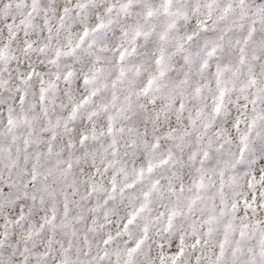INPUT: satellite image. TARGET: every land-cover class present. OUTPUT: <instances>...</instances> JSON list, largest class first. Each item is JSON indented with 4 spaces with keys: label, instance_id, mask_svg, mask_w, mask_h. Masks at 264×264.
I'll return each instance as SVG.
<instances>
[{
    "label": "snow or ice",
    "instance_id": "snow-or-ice-1",
    "mask_svg": "<svg viewBox=\"0 0 264 264\" xmlns=\"http://www.w3.org/2000/svg\"><path fill=\"white\" fill-rule=\"evenodd\" d=\"M0 264H264V0H0Z\"/></svg>",
    "mask_w": 264,
    "mask_h": 264
}]
</instances>
